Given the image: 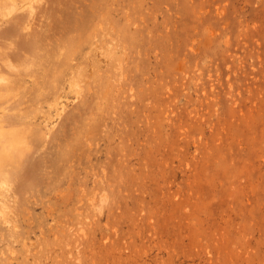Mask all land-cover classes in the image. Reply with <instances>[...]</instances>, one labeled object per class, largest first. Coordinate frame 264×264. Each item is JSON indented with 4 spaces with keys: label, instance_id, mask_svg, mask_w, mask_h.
Returning a JSON list of instances; mask_svg holds the SVG:
<instances>
[{
    "label": "rangeland",
    "instance_id": "1",
    "mask_svg": "<svg viewBox=\"0 0 264 264\" xmlns=\"http://www.w3.org/2000/svg\"><path fill=\"white\" fill-rule=\"evenodd\" d=\"M0 1L65 26L54 81L18 64L42 132L0 166V264H264V0Z\"/></svg>",
    "mask_w": 264,
    "mask_h": 264
},
{
    "label": "bare ground",
    "instance_id": "2",
    "mask_svg": "<svg viewBox=\"0 0 264 264\" xmlns=\"http://www.w3.org/2000/svg\"><path fill=\"white\" fill-rule=\"evenodd\" d=\"M59 1H61V0H59ZM11 3L13 5H20L24 2H16L15 1V2H11ZM44 3H45V1H44ZM1 5H3V4H1ZM55 5H57V4H55ZM63 6H65V5H63ZM51 8H53V7L51 6ZM62 9H64V8H62ZM28 13H30V12H28ZM54 14L56 16L57 13H54ZM57 15L59 17V14H57ZM63 15H62V17H63ZM51 16L52 15H50V17ZM50 17L46 13H42L40 15H37V14L36 15H25L22 13H17L15 15L11 16L9 19L0 18V89H2V88H7V89L13 88V92H14L16 90L19 91V89H14V88H20L22 90L30 92V94L32 96L31 97L30 95H28L27 99H25L26 96L24 94L23 95L24 99H18L17 96L19 93L16 91L17 92L16 93L17 98H14L15 94H11V97H8V95L5 96L6 92L8 90H5V93L3 92L2 95L0 94V166H2V164H12V163L14 164V163H17L20 161L22 162L21 159L24 158L25 153H27L28 150L31 149V147H30L31 142L29 143V141L30 140L33 141L34 137L37 138L39 135H41L42 130L36 131L35 129H32L30 127V122L32 121L33 118L30 121H28L29 118H26L27 119L26 120L24 117V119H23L22 115H24L23 112H27L25 110L28 109V107H30L29 103L32 100L34 101V99H32L34 96L32 93V88H34V86L31 87L32 85L30 86V84L28 83L29 82L28 81L29 76L33 75L32 64L36 65L35 71L38 70V67L40 69L42 68V70H43L42 71L43 73L41 75V80H42L41 82L42 83L51 82V81L55 80V77H53L52 75L47 73V70H45L46 67L49 66L48 63H49L50 59L53 58V56H54L49 51L51 48L49 50H46L48 47L45 46L46 47L45 51L46 52L48 51L47 55H46V53H45V55H40V54L37 55L36 54L37 52L34 51V50L38 49V47L36 49V46L39 44V41H44L45 45H47V44L50 45L53 42L52 41L53 40L52 38L54 35L53 32H55L56 30L53 31L55 24L53 26V24H52L53 19ZM58 19L61 22L63 21V20H60L61 19L60 17ZM63 19H64V17H63ZM65 19H64V21H65ZM55 20H56V17H55ZM63 24H64V22L62 23V25L60 23V25L55 26V29H56V27H59V26L61 27V29L62 28L64 29L65 26ZM47 25H49L50 27H48ZM46 27L49 28L48 30L46 29L47 33H44V32L42 33V31H44V29ZM63 29H62V32H63ZM64 32H65V30H64ZM60 35H61V33H60ZM62 35H63V33H62ZM57 36H56V39H58ZM63 37H65V36H63ZM60 38H61V36H60ZM40 44L43 47L42 42H40ZM59 46L61 47L62 45L60 44ZM42 47H39V48L41 49ZM62 47L59 48V50L61 49L60 53L63 51ZM42 50H44V49L42 48ZM39 52H41V54H42V51H38V53ZM49 52L53 55V56L51 55L52 57L50 56V54H48ZM30 60H33V61L36 60L35 61L36 63H34L32 61L30 62ZM53 60H54V58H53ZM52 61H51V63H52ZM19 62L21 64H23L24 62H26V64H27V62H28L29 65L27 64V66H30V63H32L31 64V68H32L31 72H30V68H28L29 71L26 68V64L24 65V67L21 66V64H20L21 68L23 67V69L19 68L18 67ZM36 68H37V70H36ZM36 76H38V78H39L40 75H36ZM34 78H32V79L34 80ZM37 79H35V80L37 81ZM36 81H33V82L36 83ZM33 82H31V84ZM39 84L40 83H38V86H39ZM35 90H36V88H35ZM40 91H41V89H40ZM10 92L12 93V89ZM10 92L9 93L7 92V94H10ZM41 92H37V93L38 94L40 93V95H41ZM3 94H5V95H3ZM12 95H13V97H12ZM20 97H21V95H20ZM53 99L54 98H44V97L41 98L37 95L35 96V100H37V102H39V106H40L41 102H43V103L45 102L48 105H51V102L53 101ZM30 104L36 107V105H34L32 103H30ZM33 114H35L34 109H33ZM33 114H32V116H33ZM29 115H30V113H29ZM19 118H22V119L19 120ZM40 139H41V136L37 138V141H39ZM1 178H2V176H1ZM7 185H8V183H7ZM5 191H6V189H5ZM8 194H9V192H8ZM13 230L14 229H12V231ZM13 235L15 237L17 236L14 233H13Z\"/></svg>",
    "mask_w": 264,
    "mask_h": 264
}]
</instances>
